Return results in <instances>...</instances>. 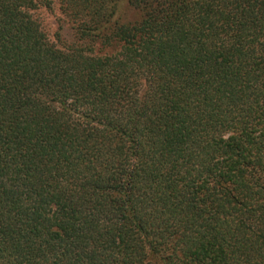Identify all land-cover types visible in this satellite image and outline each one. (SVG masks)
Instances as JSON below:
<instances>
[{
  "label": "trees",
  "instance_id": "1",
  "mask_svg": "<svg viewBox=\"0 0 264 264\" xmlns=\"http://www.w3.org/2000/svg\"><path fill=\"white\" fill-rule=\"evenodd\" d=\"M53 1L0 0V264H264V0Z\"/></svg>",
  "mask_w": 264,
  "mask_h": 264
},
{
  "label": "rangeland",
  "instance_id": "2",
  "mask_svg": "<svg viewBox=\"0 0 264 264\" xmlns=\"http://www.w3.org/2000/svg\"><path fill=\"white\" fill-rule=\"evenodd\" d=\"M53 2L51 9L48 10L38 6L32 14L37 17L42 31L51 42L56 43L54 35L59 34L60 39L68 44L71 42L70 29L65 20H62L63 17L59 13L56 1L54 0ZM123 13L126 19H133L135 16L134 12L129 10H126Z\"/></svg>",
  "mask_w": 264,
  "mask_h": 264
}]
</instances>
